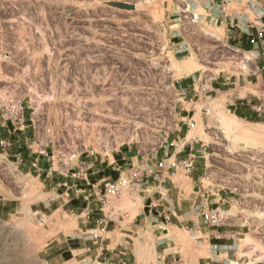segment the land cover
Returning a JSON list of instances; mask_svg holds the SVG:
<instances>
[{"label": "rangeland", "instance_id": "rangeland-1", "mask_svg": "<svg viewBox=\"0 0 264 264\" xmlns=\"http://www.w3.org/2000/svg\"><path fill=\"white\" fill-rule=\"evenodd\" d=\"M79 1L0 0V99L8 103L3 114L17 105L25 119L37 123L35 140L45 143L42 147L50 154L58 175L64 168L76 172L77 162L92 165L95 157L100 161L115 156L120 163L127 147L132 153L155 152L174 134L177 123L173 117L180 112L176 84L182 75L179 71L194 74L198 70L197 124L192 130L186 128L181 139L187 137L188 145L197 138L194 149L207 146V153L215 160L208 172L195 179L193 193L195 184L190 177L182 171L178 179L187 197L191 193L193 204L199 179L206 186L220 187L225 173L219 165L228 155L227 147L257 145L233 132L238 123L228 120L227 110L230 103L260 90L250 83H257L252 76L256 59L236 53L225 44L226 35L213 29L203 33L192 28L194 45L177 46L170 41L169 31L166 43L162 42L155 29L148 32L154 38L156 35L150 44L139 40L143 31L137 9L147 12L143 21L156 26L163 9H194L192 0ZM117 1L133 5L135 10L103 9ZM60 5L73 8L60 14L54 11ZM48 6L56 22L51 31L58 36L82 37L87 43L91 38L116 37L120 42L111 46L102 41L82 46L49 43L42 28L43 11ZM185 18L192 25L197 22ZM122 40H129L130 45H123ZM212 84L221 91L204 87ZM219 120L231 124L223 126ZM9 150L15 154L17 148L3 149ZM14 162V158L0 156V208H5L0 214V264H165L161 258L165 243H160L153 224L142 220L150 214L157 218L155 224L165 222L159 213L171 212V204L156 199L153 190L124 191L105 205L101 199L103 184L99 195L88 190L93 196L57 210L67 201L59 197L62 191L45 190L41 180L25 176ZM241 179L245 180L243 176ZM76 186L74 189H84L78 181ZM235 193L237 200L244 196L237 190ZM70 195L81 194L73 191ZM180 197L183 201L184 196ZM253 202L256 211L249 215L253 218L251 226L230 249L232 264H264V193ZM168 238L172 242L169 249L176 257L173 264H198L201 258L210 256L209 243L182 227H171ZM219 242L213 240L212 245ZM69 248L84 251L71 254Z\"/></svg>", "mask_w": 264, "mask_h": 264}, {"label": "crops", "instance_id": "crops-1", "mask_svg": "<svg viewBox=\"0 0 264 264\" xmlns=\"http://www.w3.org/2000/svg\"><path fill=\"white\" fill-rule=\"evenodd\" d=\"M78 2L81 3L82 1L78 0ZM116 3L121 2L117 1ZM90 6L92 9H99L98 5ZM104 8L118 9L108 4L103 6V9ZM137 12H139V14ZM144 12H146L144 9L139 11L137 9L135 14L139 17L138 21H140L139 25H141L140 30L143 31L139 37V40L143 41L145 44H150L151 40L156 39V35L154 38L151 36L152 33L148 34V32L153 29H155V31L160 34L161 41L163 42L165 40V43L167 41V31H169L170 41L174 40L177 46H181L183 44L194 45L195 36H193L191 33V30L193 29H199L203 33H209L213 29L219 32L221 31L226 35L227 41L225 44L236 53L244 57L249 56L253 59H256V61L252 63V65H255L253 67L252 76L255 77L257 83H250L259 86L260 90H258L256 93H251L252 95L249 94L246 97L241 98L238 103H230L228 105L229 109L227 110L229 111L228 120H232L233 122L236 121L238 123V127L234 126L233 132H239V135L243 138V141L257 145H249V147L242 146L237 148L234 145V147H232L229 144L230 146L227 147L228 155L226 156L225 160L221 162L222 164L219 165V168L224 170L225 175L223 178L225 181H221L219 183L220 187L217 189L224 187L232 191L237 190L244 196H242L239 200H231L228 204L222 206V222L216 227L204 225L201 218H196L192 214L191 210L194 205L193 198L189 197L191 193H193L196 186L195 179L204 175L206 171L208 172V170L211 168L210 166L212 165V161L215 160L214 156L208 154L204 157H199L196 164L195 173L190 178L192 183L195 185L192 187V192L187 197V191L180 184L178 178L182 174L179 164L184 159H186L187 155L189 154V149L184 151V153H174L173 150H169L168 152L166 151L165 153L162 149H160L165 143L174 141L177 138L184 136L186 133V128H188V122H190L191 119L194 120L198 115L195 102L197 92H199V87L197 86L199 82L196 75L197 72H199L198 70L194 71V74H185L183 73L184 71H179V74L182 75H180L181 79L176 80V84L178 85L177 107L180 109V112L173 117L174 123L176 122L177 124H174V134L168 136V139L165 138L159 149L156 150H159V160L156 165L158 167L157 172L160 175L166 173V175L169 176L170 181L165 187H161L158 184H153L145 190L146 192L148 190H153L155 192L154 194L156 199L162 203L167 202V204H171L173 214L171 223L159 222L155 224V222H157V218H151L150 214L149 216L146 215L145 218L142 219L146 220L145 222L150 221L151 225L153 224L152 230L155 232L156 236H159L160 243H165L166 248L161 254L163 263L173 264L176 262V257L174 256L175 252L170 250L172 247V242L168 238V235L171 227H182L183 229L192 232L194 236L198 238H204L211 247L209 253L210 256L201 258L198 261V264H213L214 262H217L218 264H232L233 260L230 258V249L232 248L233 250L235 246L238 245L236 241L237 237L245 234L244 230L251 226L250 220H253V218L251 217L250 219L249 215L254 214L256 211L253 201H255L257 196L261 195L262 192L264 193V119H259L252 110V106L258 103V100L264 96V58H259L257 50L250 43L248 37L239 33V31H234L232 34L228 35L224 26L210 27L209 24L203 19L195 22V26L192 25V23H187V19L185 17L192 18L193 14H204L203 9H163V15L158 19L156 26H149V23L147 24V22L143 21L146 20L144 17ZM179 38H183L184 41L181 42ZM99 39L100 41L104 42V45L108 46L116 45L120 42V39L116 37H104ZM121 42L123 45H130L129 40H122ZM173 75H177L174 70ZM215 84L218 86L227 85L226 83ZM215 84H212L210 87H206L208 85L204 87L208 91L220 92L221 89L215 88ZM5 106H8V103H5V99H0V141L6 140L5 142L7 143L12 142L11 146L17 148V151L15 154H13L10 152V150L9 152L3 151L2 147L0 146V150L3 152L0 154V156L6 155L9 158H14V163L17 165V168H19L20 171H23L25 176L35 177L36 179L41 180L45 190H47V187H49V189L51 188V191L53 192L62 191L59 197H66L67 201L57 210L62 208L65 209L67 203H81V201L78 200L88 199V197L93 196L88 194L92 190L96 192V195H99L98 189L103 186L104 182L106 180H116L128 162L132 161L140 163V165L143 166L148 154L154 153L145 152L142 150L132 153V149L127 147V149H125L124 153L121 155L122 158L120 159V163L117 162L118 160H116L115 156L112 157L113 160H111V157H109L103 160L101 159L100 161L98 157H96L92 165H90L91 169L88 171L87 180L74 179L71 168H64L61 172H59L58 175L55 173L56 171H54L55 167H52L54 166V163H51V159L49 158L47 160L44 157H40L38 154V150L44 148L42 146L45 143L35 140L37 138L36 131L38 130L37 123L34 120L32 121L31 119H26L25 126L21 128L18 123L8 120L7 115L3 114V107ZM191 112L194 114L191 115ZM48 121L51 122V120ZM219 123L223 126L231 124L230 122H226V120L225 122L219 120ZM195 148L199 149L200 147L199 145H196ZM18 157H21L23 161H17ZM106 161H108V163H106ZM122 161L128 162L121 163ZM74 166L77 167L76 172H78L79 162L75 163ZM167 169H170L169 173H167ZM222 170H219V172H223ZM242 176L245 178V180L241 179ZM76 181H78L79 185L83 186L84 189H74L77 187ZM223 184L224 186L222 187ZM88 190L89 192H87ZM73 191H77V193L80 192L81 195L71 197L70 192ZM256 191L259 192L256 193ZM182 195L184 196L183 201H181L180 197ZM4 209V206L0 208V214H3ZM155 212L159 213L158 210H155ZM148 213L152 212L148 211ZM88 219L90 218L88 217ZM146 226L147 225H145V227ZM213 240L221 242L218 243V246H213ZM69 249L71 254H73L74 251H84L81 248Z\"/></svg>", "mask_w": 264, "mask_h": 264}, {"label": "built area", "instance_id": "built-area-1", "mask_svg": "<svg viewBox=\"0 0 264 264\" xmlns=\"http://www.w3.org/2000/svg\"><path fill=\"white\" fill-rule=\"evenodd\" d=\"M192 3L195 7L194 9L204 10V14H193V21L198 22L203 19L210 27L224 26L228 35L232 34L234 31H239V33L248 37L250 43L257 50L259 58H264V0H206L205 2L204 0H192ZM46 8L47 9L43 11L44 17L42 18V28L47 35L45 36V41L58 44L76 43L81 46L84 44L94 45L100 41V39L91 38L90 42L87 43L82 37L67 38L64 34L63 37H60L58 36L59 34L53 33L51 29H55L56 22H53L54 18L51 16L49 6ZM72 8L73 7L60 5V8L57 9L58 11L56 9H54V11L63 14L64 9ZM14 9H17L15 5ZM79 26L82 25L80 24ZM74 28L78 29L79 27L76 26ZM78 32L82 33L83 31L81 29V31ZM52 35L54 37H52ZM82 59L83 58H81V60ZM197 96H199L198 92ZM252 110L259 119H264V96L258 100V103L252 106ZM5 113L8 120L18 123L21 128L25 126L26 119L24 118L23 112L19 111L17 108V105H11L10 108L6 109ZM196 124V121L191 119L187 127L189 130H192L196 127ZM196 139L197 138L187 145V137L182 139L177 138L174 141L165 143L161 147L165 153L169 150H173L174 153H182L186 147H189V154L179 166L185 175L190 178L195 173L199 157L208 155L207 146L202 145L201 149H194L193 143ZM0 146L2 149L10 148L11 143L0 141ZM38 154L40 157L51 159L47 149H39ZM91 155L94 156V153H91ZM158 155L159 150L154 153H149L143 166L140 165V163L127 161L126 167L120 172L116 180H106L104 182L103 193L101 194L102 203L105 205L108 204L110 198H117L122 195L124 191L144 192L153 184L165 187L170 181V178L166 173L160 175L157 172L158 167L156 165L159 160ZM17 161L22 162L23 159L18 157ZM78 169V172L73 173V178L76 180H87L88 171L91 169L90 165L85 162H79ZM169 170L170 169L166 170L167 173H169ZM199 184L196 192H194L195 203L191 210L192 214L196 218H201L204 225L216 227L223 220L221 216L222 206L228 204L231 200H236V193L224 187L215 189V187L211 185L206 186L202 179H199ZM215 191H217V193H215ZM170 211L169 214L165 211H163L162 214L159 213V216H162V219L166 223H171L172 221V209H170Z\"/></svg>", "mask_w": 264, "mask_h": 264}, {"label": "water", "instance_id": "water-1", "mask_svg": "<svg viewBox=\"0 0 264 264\" xmlns=\"http://www.w3.org/2000/svg\"><path fill=\"white\" fill-rule=\"evenodd\" d=\"M112 7L118 8V9H129V10H135L133 5L127 4V3H110L108 4Z\"/></svg>", "mask_w": 264, "mask_h": 264}, {"label": "bare ground", "instance_id": "bare-ground-1", "mask_svg": "<svg viewBox=\"0 0 264 264\" xmlns=\"http://www.w3.org/2000/svg\"><path fill=\"white\" fill-rule=\"evenodd\" d=\"M244 135V134H243Z\"/></svg>", "mask_w": 264, "mask_h": 264}]
</instances>
